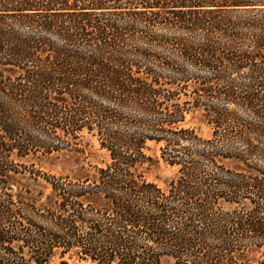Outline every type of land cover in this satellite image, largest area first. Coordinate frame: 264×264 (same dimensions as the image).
<instances>
[{"label": "trees", "instance_id": "1", "mask_svg": "<svg viewBox=\"0 0 264 264\" xmlns=\"http://www.w3.org/2000/svg\"><path fill=\"white\" fill-rule=\"evenodd\" d=\"M73 261L264 264V0H0V264Z\"/></svg>", "mask_w": 264, "mask_h": 264}, {"label": "rangeland", "instance_id": "2", "mask_svg": "<svg viewBox=\"0 0 264 264\" xmlns=\"http://www.w3.org/2000/svg\"><path fill=\"white\" fill-rule=\"evenodd\" d=\"M185 127L194 129L204 140L212 138L211 127L202 120L201 115L191 114L187 117ZM147 153L154 159L153 165L145 169L146 178L166 188L171 180L176 179L178 169L167 165L160 157V146L150 143ZM108 161V155L101 150L100 144L95 136L84 132L80 137L78 144L70 152L63 154H53L46 158L28 157L18 160L23 165L35 166L44 172L53 175H66L79 171L82 167L102 166ZM228 164V163H227ZM70 264H92L91 262H76ZM166 264H173L171 261Z\"/></svg>", "mask_w": 264, "mask_h": 264}]
</instances>
